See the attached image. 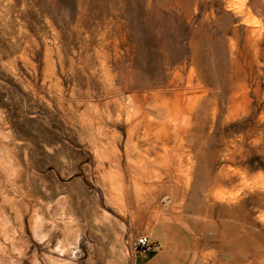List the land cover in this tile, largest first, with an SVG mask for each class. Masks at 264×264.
<instances>
[{"label": "rangeland", "instance_id": "rangeland-1", "mask_svg": "<svg viewBox=\"0 0 264 264\" xmlns=\"http://www.w3.org/2000/svg\"><path fill=\"white\" fill-rule=\"evenodd\" d=\"M136 92L192 107L133 176ZM166 219L192 264H264V0H0V264H132Z\"/></svg>", "mask_w": 264, "mask_h": 264}, {"label": "bare ground", "instance_id": "bare-ground-1", "mask_svg": "<svg viewBox=\"0 0 264 264\" xmlns=\"http://www.w3.org/2000/svg\"><path fill=\"white\" fill-rule=\"evenodd\" d=\"M127 100L129 105L136 108V111L140 115V119L134 120L132 124H130L128 129V143L124 153L128 160V170L131 171L134 176L142 169V164L140 165V162L142 161L141 159L143 157L142 151L138 150L137 145L133 143L134 132L140 126H144L146 127V133H151L150 131H153V135H155L158 140L167 136H175L176 138H179L181 136L180 129L176 123H173V120L169 114L173 106L177 107L178 109H182L185 113L184 124H186L189 121L191 115L190 110L192 107V98L189 97V100L183 101L176 96L173 100L167 99L165 96H161L159 93L149 94L148 92H136L129 94ZM124 102L125 99L123 97L116 98L112 101L114 110L117 113H122ZM109 116L111 118V112ZM149 145L150 148L155 149L154 144L149 143ZM161 148L166 149V146H161ZM133 159H137V161ZM116 162L119 168L122 169V154L118 155ZM133 180L135 192L139 194L144 189V186L135 177ZM122 188L123 185L120 187V191ZM116 199L119 204L121 214L123 216H127L126 210L124 208L123 197L120 192L117 193Z\"/></svg>", "mask_w": 264, "mask_h": 264}, {"label": "crops", "instance_id": "crops-1", "mask_svg": "<svg viewBox=\"0 0 264 264\" xmlns=\"http://www.w3.org/2000/svg\"><path fill=\"white\" fill-rule=\"evenodd\" d=\"M150 250H140L137 243L131 248L132 264H192L195 241L188 228L174 219L163 220L153 226L148 234Z\"/></svg>", "mask_w": 264, "mask_h": 264}, {"label": "built area", "instance_id": "built-area-1", "mask_svg": "<svg viewBox=\"0 0 264 264\" xmlns=\"http://www.w3.org/2000/svg\"><path fill=\"white\" fill-rule=\"evenodd\" d=\"M140 250H150L151 242L148 236H142L137 244Z\"/></svg>", "mask_w": 264, "mask_h": 264}]
</instances>
